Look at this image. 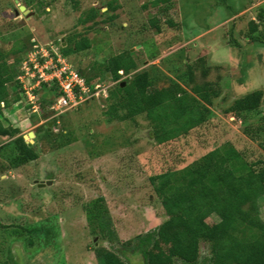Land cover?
I'll return each instance as SVG.
<instances>
[{"label": "rangeland", "instance_id": "1", "mask_svg": "<svg viewBox=\"0 0 264 264\" xmlns=\"http://www.w3.org/2000/svg\"><path fill=\"white\" fill-rule=\"evenodd\" d=\"M9 1L13 2L14 8L0 10V32L7 33L13 27H25L28 33L31 31V42L35 43L33 50L27 54V60L21 65L26 75L19 77L28 93L33 88L30 80L34 76L28 62L34 63L37 54L48 57L50 53L46 47L58 53L59 43L65 47L63 41L66 37L86 32H82L84 29L80 26L75 27L77 13L73 12L68 0L50 2L51 6L45 9L46 12H39L32 20L31 16L18 12V6H24L21 0L2 2ZM107 1L110 0H79L81 10L94 6L101 7L100 12L106 11L104 3ZM116 1L119 5L116 10V29L103 25V16H99L97 21L100 25L85 34L91 47L67 57L71 66L75 70L80 68L87 75L97 72L100 62L127 50L133 54L138 70H148L150 65H155L157 69L153 68L151 72L158 76L159 71L164 74L169 71L167 66L176 67V63L167 62L162 66L159 64L160 59L167 56L166 60H171L174 58L173 52L188 46L187 54L191 62L206 56L211 65L222 66L212 70L207 79L215 81L219 77L222 87L225 84L227 87H223L218 103L215 102L211 107L213 117L208 123V130L199 131L202 138H191L190 149L180 144L170 145L178 148L180 154L177 156L184 160L179 167L199 158L226 139L233 140L236 147L251 151V159L256 160L261 155L259 147L247 140L240 121L232 116L224 117L220 108L253 89H261L264 93V44H245L242 41L247 23L250 20L258 23L257 14L261 9L264 15V0H171L167 11L160 18H170L178 25L182 23V30L167 29L163 25L159 34L154 31L134 33L135 29H139L156 14L151 6L144 11L140 9L143 3L150 0ZM12 12L14 18L10 16ZM9 19L14 24L11 22L13 25L7 27ZM121 24L128 26L127 30L119 29ZM227 33L242 47L229 46L226 43ZM3 45L0 41V47ZM148 54L158 58L148 61ZM126 77L123 76L121 81H125ZM103 81L106 87L109 86L104 88L105 91L115 84L110 79ZM104 95V91L99 94L100 98ZM100 98L89 99L58 119L54 133L64 134L70 129L75 142L53 147L54 140H42L40 156L36 161L0 175V225L26 226L48 221L46 225H51L56 231L55 239L48 246H43L39 240L33 250L25 249L19 240L5 239L4 245L5 242L12 243L11 254L17 264H97L92 251L94 247L116 252L127 249L128 241L156 229L165 220L164 210L148 177L179 168L176 166L177 161L172 159L171 162V158L165 154L171 149L154 147L148 135V124L140 117L135 118V124L105 123L102 113L106 104ZM28 101L35 103L31 94H28ZM24 107L23 104H16L13 108L5 109L3 115L12 125L20 128L24 140L32 145L34 137L29 138L28 133L34 135L41 125L50 130L53 127L52 119L59 114L31 124L30 114L37 109L32 107L24 110ZM260 111L264 112V97ZM63 123L69 127L63 129ZM262 157L264 159V152ZM47 181H50L49 185L37 187V184ZM99 196L103 197L107 207L112 239L101 237V234H97V227L91 229L86 222L84 205ZM258 207L264 222V196L259 198ZM211 220L214 221L213 218ZM199 251L200 258L209 256L206 245L201 244ZM125 257L128 259L126 264H142L138 256L126 254Z\"/></svg>", "mask_w": 264, "mask_h": 264}, {"label": "trees", "instance_id": "2", "mask_svg": "<svg viewBox=\"0 0 264 264\" xmlns=\"http://www.w3.org/2000/svg\"><path fill=\"white\" fill-rule=\"evenodd\" d=\"M2 1L0 10L14 8L12 1ZM21 1L35 16L42 11L45 13V9L51 6L50 2L57 0ZM68 2L73 12L77 13L75 27L80 26L84 29L82 32L93 31L95 26L100 25L97 21L99 16H103L101 23L110 28L115 26L118 19L116 10L119 5L116 0L104 3L105 12H100L101 7L94 6L81 10L79 0ZM171 2L150 0L143 3L140 7L142 11L151 6L156 14L139 29H135L134 33L146 34L154 31L159 34L163 25L167 26V29L181 31L182 23L178 25L170 18H160ZM10 16L14 18V12L10 13ZM257 19L258 23L253 20L247 23L242 37L243 43L264 44L262 9L258 12ZM11 22L14 24V21L9 19L7 27ZM127 28L128 26L119 25L121 30ZM97 30L96 28L95 31ZM85 34L78 32L66 37L63 41L65 47L59 43V53L67 62V57L91 47V42ZM226 38L229 46L242 47L232 36L229 37L228 33ZM0 41L4 44L0 47L2 175L36 161L40 156L42 140H54L53 147H61L75 142V137L65 123L62 128L67 129V132L54 133L58 119L69 110L52 119L53 127L50 130L45 125L38 126L34 131L32 145L24 140L20 128L4 117V110L13 108L16 104H23L24 110L32 107L38 110L30 114L31 124H36L35 122L38 123L43 118L47 119L50 115L54 116L57 112L51 109V105L61 95V91L56 80L44 82L35 76L30 80L33 88L27 93L19 81V77L24 74L21 65L35 45L31 42V31L28 33L25 27H13L7 33L0 32ZM188 49L186 46L176 50L171 60H166L167 56L161 58L160 65L164 66L165 62L176 63V67L167 66L169 71L166 74L159 71L158 76L151 72L153 68L157 69L155 65H150L148 70H138L133 54L127 50L100 62L96 68L97 72L94 73L84 75L80 68L75 70L72 66L88 87L97 82L103 83V79H110L115 83L105 91L104 97H99L106 104L102 113L105 123L135 124L136 117L144 119L148 124V135L154 147L170 148L165 154L171 158V162L172 159L177 161V167L184 160L177 156L180 154L178 148L170 145L180 144L187 149L191 146V138H202L199 131L208 130V123L213 117L211 107L215 102L218 103L223 87H227V84L222 87L219 77L215 81L207 79L209 73L218 70L221 65H211L206 56L191 62L187 54ZM157 58L154 54H148V61ZM44 60L40 55H36L38 64H42ZM32 66L30 63L29 68L32 69ZM123 76H127L125 81H121ZM160 82L164 83L160 85ZM122 83L125 85L121 86ZM28 94L34 97V104L28 101ZM263 97V90L253 89L226 102V105L221 104L220 108L224 117L232 116L240 121L242 133L247 140L259 147L261 155L253 160L251 151L236 147L233 140L226 139L176 170L150 175L148 182L164 210L165 220L156 229L128 241L127 249L116 252L94 247L92 251L97 264H126V254L138 256L142 264H176V261L178 264H264V222L260 218L258 207L259 198L264 196V112L260 111ZM221 137L222 133L219 139ZM84 212L87 225L91 229L97 227V234L112 239L113 233L108 228V211L103 197L99 196L85 203ZM46 222L48 221H39L26 226L1 224L0 264H17L11 254L12 243L5 242L4 245L5 239L19 240L25 249L33 250L39 240L43 246H48L51 240L55 239L56 231L51 225H46ZM201 244L206 245L209 256L200 258Z\"/></svg>", "mask_w": 264, "mask_h": 264}, {"label": "built area", "instance_id": "3", "mask_svg": "<svg viewBox=\"0 0 264 264\" xmlns=\"http://www.w3.org/2000/svg\"><path fill=\"white\" fill-rule=\"evenodd\" d=\"M55 56H44V62L38 64L36 59L32 63L33 77L44 82L56 80L61 96L51 106L52 110H57L58 113L74 109L79 104L92 96H98L99 91L90 93L89 88L84 83V80L73 70L70 65L56 52ZM32 61H30L31 63ZM36 64V65H34ZM26 75V71L24 73ZM97 89V87H95Z\"/></svg>", "mask_w": 264, "mask_h": 264}, {"label": "clouds", "instance_id": "4", "mask_svg": "<svg viewBox=\"0 0 264 264\" xmlns=\"http://www.w3.org/2000/svg\"><path fill=\"white\" fill-rule=\"evenodd\" d=\"M29 12H30V11H29ZM33 15H34V14H33ZM33 15H32V16H33ZM46 48L48 49V52L50 53V54H49L50 56H51V54H53V55L55 56V54H54L55 52L52 51V50H50V47H46ZM56 53H57V52H56ZM57 54H59V55L61 56V54L59 53V51H58ZM61 57H62V56H61ZM62 58L66 61V63H68V64L70 65V63L67 62V60H66L64 57H62ZM28 64H30V63L28 62ZM70 67H71V69H73L71 65H70ZM73 70H74V69H73ZM118 73H119L120 75H122V72H121V71H119ZM81 78H82V77H81ZM82 79H83V78H82ZM83 80H84V79H83ZM84 83H85V81H84ZM85 85H86V84H85ZM97 85H98V86H97ZM103 85H104V87H103ZM106 86H107V84H105V83H101V84H94V85H92V87H88V86H87V88H89L90 93H94L95 91L100 90V91H99V94H100L101 91H102V92H103V91L105 92L104 88H108V87H109V86H108V87H106ZM95 87H97V89H95ZM61 95H62V94H61ZM61 95H60V96H61ZM60 96H59V97H60ZM59 97H58V98H59ZM98 97H100V96H99V95H98L97 97H96V96H92V97L88 98L87 100L92 99V98H98ZM58 98H57V99H58ZM87 100H85V101H87ZM85 101H84V102H85ZM55 102H56V101H55ZM55 102H54V103H55ZM84 102H82V103H84ZM54 103H53V104H54ZM82 103H81V104H82ZM53 104H52V105H53ZM81 104H79L76 108H74V109H70V110H76ZM52 105H51V106H52ZM70 110H69V111H70ZM55 111L57 112V114H61V113H58L57 110H55ZM67 111H68V110H67ZM64 112H65V111H64ZM57 114H56V115H57ZM56 115H55V116H56Z\"/></svg>", "mask_w": 264, "mask_h": 264}, {"label": "water", "instance_id": "5", "mask_svg": "<svg viewBox=\"0 0 264 264\" xmlns=\"http://www.w3.org/2000/svg\"><path fill=\"white\" fill-rule=\"evenodd\" d=\"M15 2H16V0H14ZM18 12H20L22 15H24V16H28V17H30V16H32L33 15V13L32 12H29L24 6H22V5H20V6H18ZM16 14H17V12H16ZM124 85V83H122L121 84V86H123ZM28 137L29 138H33L34 137V135H33V133H28ZM50 184V181H47L46 183H39V184H37V187H43V186H45V185H49Z\"/></svg>", "mask_w": 264, "mask_h": 264}]
</instances>
